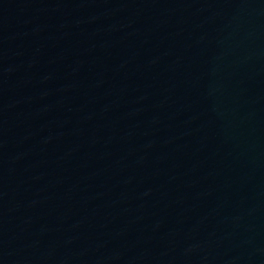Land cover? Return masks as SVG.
<instances>
[{"label": "water", "instance_id": "95a60500", "mask_svg": "<svg viewBox=\"0 0 264 264\" xmlns=\"http://www.w3.org/2000/svg\"><path fill=\"white\" fill-rule=\"evenodd\" d=\"M0 264H264V0H0Z\"/></svg>", "mask_w": 264, "mask_h": 264}]
</instances>
